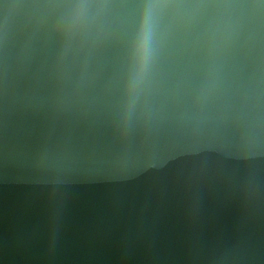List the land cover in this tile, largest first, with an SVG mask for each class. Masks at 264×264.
I'll return each instance as SVG.
<instances>
[{
	"label": "water",
	"instance_id": "obj_1",
	"mask_svg": "<svg viewBox=\"0 0 264 264\" xmlns=\"http://www.w3.org/2000/svg\"><path fill=\"white\" fill-rule=\"evenodd\" d=\"M0 264H264V0H0Z\"/></svg>",
	"mask_w": 264,
	"mask_h": 264
}]
</instances>
